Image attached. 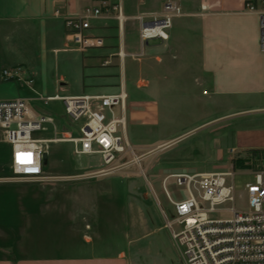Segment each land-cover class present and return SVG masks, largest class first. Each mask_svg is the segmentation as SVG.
Returning a JSON list of instances; mask_svg holds the SVG:
<instances>
[{
	"label": "rangeland",
	"instance_id": "obj_1",
	"mask_svg": "<svg viewBox=\"0 0 264 264\" xmlns=\"http://www.w3.org/2000/svg\"><path fill=\"white\" fill-rule=\"evenodd\" d=\"M166 1L177 2L183 9L196 4V0H128L124 2L128 19L122 32L112 19L106 22L107 26L94 24L92 33L103 37L105 44L121 42L124 33L125 52H136L139 39L134 17L157 12ZM159 44L158 40L149 41L150 48L139 61L125 59L133 85H137L139 92L147 90L144 98L155 100L160 113L153 129L127 127L126 121L123 135L128 128V139L125 138L133 154L121 157L115 172L95 175L101 169L98 156L77 157L72 143L52 142L43 165L46 178L8 181L13 179V172L3 154L5 146L0 136V251L40 255L47 251L54 253L44 254L55 257L111 256L123 251L129 264H183L178 248L163 226L161 212L172 216V206L164 196L161 183L175 169L189 173L233 171L234 205L240 210L247 208L244 184L254 180L253 172L262 167L263 161L230 150L237 133L264 135V113L235 114L252 101L213 99L208 95L207 85L184 77L178 65L167 71L161 67L162 56H169L172 63H178V57L171 46L168 49L164 43ZM188 44H193L191 39ZM194 57L188 61L194 63ZM29 73L33 83L31 89L22 88L23 97L31 99L29 106L37 116L55 120L58 134L54 136L49 126L46 132L35 136L60 140L62 133L72 131L76 137L80 124L76 128L68 120L63 104L43 101L47 95H55V86L44 84V92V79L37 73ZM144 79L149 81L147 87L142 82ZM224 112L225 145L217 138L221 123H215ZM178 138L181 139L175 141ZM149 184L159 204L149 193ZM167 188L175 200L186 197L173 180H168Z\"/></svg>",
	"mask_w": 264,
	"mask_h": 264
},
{
	"label": "crops",
	"instance_id": "obj_2",
	"mask_svg": "<svg viewBox=\"0 0 264 264\" xmlns=\"http://www.w3.org/2000/svg\"><path fill=\"white\" fill-rule=\"evenodd\" d=\"M100 1L103 0H0V70L21 66L25 79L32 78L30 71L37 73L44 79L43 86L48 83L54 85L55 94L61 96L108 95L124 90L130 98L125 107L127 127L153 129L158 124V103L144 98L147 90L139 92L140 89L133 85L129 70L125 67V59L121 61L118 57V52H125L127 46L124 33L121 42H110L100 49L79 52L65 48L64 17L77 15L85 6ZM106 1L119 3L126 16L124 2L128 0ZM246 1L250 0H196L193 8L185 6L182 8L185 15L175 19L177 22L174 20L169 39L164 43L167 48L172 47L178 63H172L166 55L159 59L161 67L167 71L172 65H178L184 77L207 85L208 95L213 99L252 101L247 108L235 114H261L264 113V51L259 47V16L243 11ZM201 6H205L206 10L202 11ZM56 10H59V16H55ZM106 22L96 20L93 25L107 26ZM188 39H191L192 45L188 44ZM191 57L195 58L194 63L188 61ZM142 82L147 83L146 87L149 85L148 80ZM23 87L31 89L23 82L0 79V101L22 98L29 106L31 99L23 97ZM43 91L46 92L45 86ZM49 96L52 95L46 97ZM223 107L225 109V105ZM224 121L225 112L215 123H221L217 138L225 145ZM127 132L128 128L125 131L128 139ZM246 132L234 136L231 153L251 156L250 150L264 149V135L253 136ZM1 142L5 146L3 154L10 162V145L3 139ZM172 173L189 172L175 169ZM40 253L12 251L9 254L0 251V264H129L123 251L111 256L85 257H55L53 254H44L54 252Z\"/></svg>",
	"mask_w": 264,
	"mask_h": 264
},
{
	"label": "built area",
	"instance_id": "obj_3",
	"mask_svg": "<svg viewBox=\"0 0 264 264\" xmlns=\"http://www.w3.org/2000/svg\"><path fill=\"white\" fill-rule=\"evenodd\" d=\"M205 11L206 7L201 6ZM247 14L259 16V47L264 51V0H250L244 4ZM59 10L55 16H59ZM185 14L179 3L166 1L157 12L139 13V49L136 52L119 51L121 61L126 58L139 61L147 50L149 41L165 43L173 22ZM116 20L122 32L128 19L119 3L106 0L85 6L80 13L64 17L66 49L85 52L105 46L104 38L92 33L93 21ZM2 81L23 82L31 87L32 78L23 77L21 66L2 68ZM128 96L124 90L108 95L55 94L45 97V104L61 102L68 120L77 128L62 133V139L50 140L35 136L52 128L57 136L55 120L50 116H37L25 99L0 101V133L10 145L12 180L39 181L46 178L43 155L53 141L73 144L77 157L98 156L101 169L95 175H108L117 170L116 163L125 154H133L126 140L125 107ZM255 160H262L261 168L253 172L254 180L244 184L247 208L237 209L235 203L234 172L172 173L162 180V190L172 206V216L163 211L164 228L178 248L183 264H264V153ZM186 193L184 199L175 200L170 195L167 182ZM155 202L159 204L151 184L148 186Z\"/></svg>",
	"mask_w": 264,
	"mask_h": 264
},
{
	"label": "trees",
	"instance_id": "obj_4",
	"mask_svg": "<svg viewBox=\"0 0 264 264\" xmlns=\"http://www.w3.org/2000/svg\"><path fill=\"white\" fill-rule=\"evenodd\" d=\"M249 152L252 153L253 157L255 158L257 156L259 157L260 154L263 155L264 149H255V150H250Z\"/></svg>",
	"mask_w": 264,
	"mask_h": 264
},
{
	"label": "water",
	"instance_id": "obj_5",
	"mask_svg": "<svg viewBox=\"0 0 264 264\" xmlns=\"http://www.w3.org/2000/svg\"><path fill=\"white\" fill-rule=\"evenodd\" d=\"M46 161H47V154L45 153V154L43 155V164H45Z\"/></svg>",
	"mask_w": 264,
	"mask_h": 264
},
{
	"label": "bare ground",
	"instance_id": "obj_6",
	"mask_svg": "<svg viewBox=\"0 0 264 264\" xmlns=\"http://www.w3.org/2000/svg\"><path fill=\"white\" fill-rule=\"evenodd\" d=\"M126 121V120H125ZM54 143H56V142H60V141H53Z\"/></svg>",
	"mask_w": 264,
	"mask_h": 264
}]
</instances>
